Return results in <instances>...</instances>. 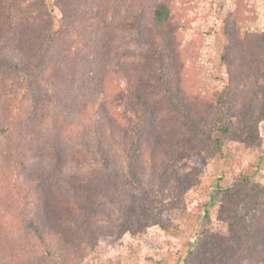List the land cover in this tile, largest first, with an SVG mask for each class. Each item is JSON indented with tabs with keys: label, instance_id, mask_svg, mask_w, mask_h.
<instances>
[{
	"label": "trees",
	"instance_id": "trees-1",
	"mask_svg": "<svg viewBox=\"0 0 264 264\" xmlns=\"http://www.w3.org/2000/svg\"><path fill=\"white\" fill-rule=\"evenodd\" d=\"M222 1L218 26L212 8L197 6L206 17L195 16L196 0H56L51 9L42 0H0V264H65L63 244L80 224L66 200L83 194L93 205L100 193L83 171L67 184L73 154L108 166L106 155L119 148L133 171L144 149L221 159L228 138L263 142L264 0ZM216 30L229 38L221 74L212 65ZM260 170V182L241 168L231 185L215 189L210 202L234 191L249 197L228 216L227 243L198 235L183 264L205 250L227 264H264ZM170 206L157 205L155 228L166 229ZM141 211L125 208L117 219L128 250L144 236ZM98 253L84 264H102Z\"/></svg>",
	"mask_w": 264,
	"mask_h": 264
},
{
	"label": "rangeland",
	"instance_id": "rangeland-1",
	"mask_svg": "<svg viewBox=\"0 0 264 264\" xmlns=\"http://www.w3.org/2000/svg\"><path fill=\"white\" fill-rule=\"evenodd\" d=\"M42 1V6L48 5L51 9L56 0ZM222 3V0H196L192 10L197 13L195 16H203L196 9L197 6L203 7L204 11L212 8L216 12V24L219 26L218 19H223L227 13L220 6ZM55 14L54 8L52 22L57 28L59 20ZM216 31L210 37L212 65L214 73L221 74L226 69L221 55L225 53L229 38L225 30ZM142 145L145 147L144 141ZM147 150L144 149L145 162L139 167L134 166L136 175L129 171L127 163L130 160L119 148L106 155L105 160L111 163L108 166L97 160L95 155L86 153H72V159L65 162L63 177H66L67 184L81 178L83 171L92 176L93 180L96 179L100 191L99 200L93 205L86 202L83 194L79 198L77 195V199L66 200L69 205V208H65L68 217L73 212V217L80 224L79 227L74 226L72 223L78 222L69 220L71 226L76 228L74 232H70L71 236L63 244L65 264H84V259L88 260L96 255L98 252L93 254L90 251L88 240L92 239L98 244V257L101 256L102 264H143L144 261L150 264H183L189 251L196 247L195 240L198 235L206 234L220 245L227 243L225 240L230 233L228 216L235 213L234 209L239 202L243 203L249 197L248 195L246 198L247 194L241 192L238 195L234 191L224 193L221 200L210 202V196L215 189L218 186L231 185L235 174L241 168H245V173L251 176L253 182H260L263 178L260 169H264V140L257 143L238 135L228 138L226 152L221 159L210 157L209 152L199 154V150H190L188 153L185 150L180 153L171 150L169 155L164 150L153 152L154 154ZM175 155L181 158L177 159ZM173 156L177 160L172 169H164L167 159ZM77 165L78 168L75 167ZM160 181L165 183L167 189L161 187V192L158 190V193L155 185ZM117 193L121 196H117ZM121 200L125 201L124 207L116 204ZM207 201L209 204L205 205ZM82 203L84 207L81 206ZM245 203L248 204L247 200ZM245 203L241 204L243 208L246 207ZM159 204L171 205L166 208V229H158L152 225L159 218ZM125 208L131 211L142 210L141 216L144 218V221H138L140 229H145L144 236L139 235L134 240L131 250L127 249L126 242L121 241L124 231L120 229L122 224L117 222L125 214ZM109 212L111 215H108ZM66 219L64 223L67 224ZM202 220L204 222L201 223ZM209 252L210 250H205L202 256L201 252L192 256L191 264H227L222 258H216V254L210 256Z\"/></svg>",
	"mask_w": 264,
	"mask_h": 264
}]
</instances>
